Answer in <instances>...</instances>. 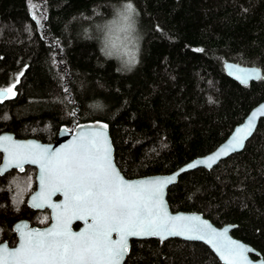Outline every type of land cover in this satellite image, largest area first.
I'll list each match as a JSON object with an SVG mask.
<instances>
[{
    "label": "trees",
    "instance_id": "obj_1",
    "mask_svg": "<svg viewBox=\"0 0 264 264\" xmlns=\"http://www.w3.org/2000/svg\"><path fill=\"white\" fill-rule=\"evenodd\" d=\"M112 3L0 0V87L23 71L15 97L0 103V128L50 142L60 125L104 121L115 163L132 178L169 173L210 152L264 99V0H133L143 54L127 75L79 38L80 25ZM226 61L258 66L262 77L240 85L225 73ZM33 188L30 167L0 176L3 234L17 217L39 226L49 220L47 210L26 206ZM167 201L234 224L232 235L264 260V119L242 151L180 174ZM123 264L223 263L201 242L149 238L131 240Z\"/></svg>",
    "mask_w": 264,
    "mask_h": 264
},
{
    "label": "snow or ice",
    "instance_id": "obj_2",
    "mask_svg": "<svg viewBox=\"0 0 264 264\" xmlns=\"http://www.w3.org/2000/svg\"><path fill=\"white\" fill-rule=\"evenodd\" d=\"M238 71L241 75L236 78L245 84L253 75L243 69ZM22 75L23 71L11 86L0 87V102L15 95L14 89ZM255 117L253 113L247 130L237 129L238 135L227 149L200 163L209 164L218 156L241 148L251 134ZM106 128V124H99L91 131H79L69 144L55 150L33 141L19 142L11 136H0V153H3L0 174L11 168L23 172L25 165L37 166L39 192L32 196V206L53 210L50 227L28 230L23 225L18 246L0 245V264H122L129 251L128 238L141 236L202 240L226 264H253L247 255L253 250L231 239L227 230L218 231L199 216L169 213L163 194L175 176L126 180L113 162L103 131ZM241 132L243 136L239 135ZM57 194L63 200L54 203L52 198ZM73 221H82L84 227L79 232L72 231Z\"/></svg>",
    "mask_w": 264,
    "mask_h": 264
},
{
    "label": "water",
    "instance_id": "obj_3",
    "mask_svg": "<svg viewBox=\"0 0 264 264\" xmlns=\"http://www.w3.org/2000/svg\"><path fill=\"white\" fill-rule=\"evenodd\" d=\"M238 69H243V70H246V71H248L250 73H253V75L251 76L250 79H248L246 84L242 83L241 80L236 78L237 76L241 75V72H239ZM224 71L231 79H233L234 81H236L240 85H248L250 82L257 81V80H259L262 77V70L258 66L243 65V64L236 63V62H232V61H226L224 63ZM257 71L259 72V75L255 74ZM253 113H256V117L252 121L251 134L248 135L246 139H244L243 146L241 148H238L236 150L228 152L227 154H222V155L218 156L215 161H209V164L200 163L201 161L208 160V158L211 157V156H216L217 153H220L221 149H227L229 143L233 140L234 137H236L238 135L237 129H245V130H247L248 121L250 119H252V114ZM261 119H264V99L262 101H260L258 104H256L254 107H252L249 110V112L245 115L243 120L233 127V129L231 130L229 135L220 144H218L213 150H211L210 152L189 160L188 162L184 163L183 165L179 166L177 169H175V170H173V171H171L169 173H156V174H150V175H144V176L132 177V178L124 176L123 173L119 170L118 166L116 165L115 160H114V147H113L112 140H111L110 133H109V126H108V124L106 122L101 121V120H90V121L78 122V123H76L74 125H71L70 127H67L66 125H60V127H59V129L57 131L55 139L53 141H50V142H44V141H42V140H40L38 138H35V137L15 138L13 133L7 132V131L0 133V136H11L15 141H19V142L33 141V142H35L37 144H40L42 146H47V147L55 150L57 148H62L63 146L69 144L74 139V137L76 136L77 132H79V131H85V132L91 131L94 128H96V126L99 125V124H106L107 128L103 129V131L106 134L107 139H108L109 144H110V147H111V155H112L113 162H114L115 167L117 168V170L120 172V174L126 180H128V181L157 180V179H164V178H167V177L175 176V180L172 183H170V184L165 186L164 194H163V199H164V201H165V203L167 205V209H168L169 213L172 214V215L179 214V215H184V216H199L202 220H206L216 230H218V231L227 230V235L231 239H233L236 242H238L240 244H243L246 247H248V248L253 250V251L247 253L249 259L253 262V264H261V261H264V260L261 257L259 251H257L255 248H253L248 243H246V242H244V241H242V240H240L237 237L232 235V230L235 227L234 224L227 223V224H223V225H216L215 223H213L210 219L205 217L200 212H197V211H184V210H172L170 208L169 204H168V201H167V189L171 185H173V184H175L177 182L180 174H182V173H184L186 171H189V170H193V169L198 168V167H202V168H205V169H210L214 165H216L219 161L229 157L230 155H232L234 153L242 151L244 146H245V144H246V142L249 140V138L255 132V130H256V128H257V126H258V124H259ZM239 135L243 136L244 132L239 133ZM1 155L3 157V153H1ZM190 164L196 165V166L192 167V168H189L188 166ZM2 166H3V160L0 163V168H2ZM30 166H33V167L36 168L35 189L28 194V196L26 198V204H27V206H29L30 208H32L34 210H40V211L41 210H47L48 213H49L50 221H49L48 224H46L44 226H37V225H32L31 226L30 222L28 220H26V219H22V220L18 221L15 224V226H14V228L16 230V233H17L18 240H17V243H16L15 246L9 247V248H14V247L18 246V243H19V240H20V234L19 233H20L21 226L27 225V229L28 230H33V229L44 230V229L50 227L51 224L53 223V221L51 219L53 210L51 208L45 207V208L40 209V208H36V207L32 206V199L31 198H32V196L36 195V193L39 192V180H38L39 169L35 165H30ZM6 171H4V172H6ZM177 173H178V175H177ZM62 200H63V197L61 195H59V194H57L56 196H54L52 198V201L54 203L62 202ZM76 223H79V226L77 228H74L73 225L76 224ZM83 227H84V223L82 221H73V223L71 224L72 231H74V232H79ZM149 238H155V239H158L159 241H164V240H167V239H170V238H178V239L185 240V241L201 242V243L205 244L212 251V253L217 257V259L221 263L226 264V262L221 259L220 255L216 252V250L210 244H208L206 241L189 240V239H186L183 236H169V237H167L165 239H161L160 237H156V236L129 237L128 238L129 250H130V246H131V240H133V239H149ZM113 239H116L115 234H113ZM1 245H4V244H1ZM128 253H129V251H128ZM128 253L123 258L122 264L124 263Z\"/></svg>",
    "mask_w": 264,
    "mask_h": 264
},
{
    "label": "clouds",
    "instance_id": "obj_4",
    "mask_svg": "<svg viewBox=\"0 0 264 264\" xmlns=\"http://www.w3.org/2000/svg\"><path fill=\"white\" fill-rule=\"evenodd\" d=\"M141 23L133 0H113L108 14L97 13L96 18L80 25L79 38L95 43L101 56L113 61L116 70L127 75L141 62L144 41Z\"/></svg>",
    "mask_w": 264,
    "mask_h": 264
},
{
    "label": "flooded vegetation",
    "instance_id": "obj_5",
    "mask_svg": "<svg viewBox=\"0 0 264 264\" xmlns=\"http://www.w3.org/2000/svg\"><path fill=\"white\" fill-rule=\"evenodd\" d=\"M14 81H15V80H14ZM14 81H13L12 83H7V85L1 86V87H8V86H11V85L14 83ZM15 88H16V87H15ZM14 91H15V89H14ZM15 93H16V91H15ZM13 97H15V96H13ZM13 97H12V98H13ZM12 98H11V99H12ZM6 100H9V99H6ZM4 101H5V100H4ZM0 103H2V102H0ZM6 131H7V132H11V133H13V135H14L15 138H19V137H17V136L15 135V133H14L13 131L0 128V133H2V132H6ZM1 161H2V155H1V153H0V163H1ZM28 167H30V168L33 169V171H34V188L31 190V191H33V190L35 189V174H36V168L33 167V166H30V165H25L24 171H26V169H27ZM24 171H23V172H24ZM23 172H20L18 169L11 168V169L7 170L6 172H4L3 174H0V176H4V175H6V174H10V173H19V174H20V173H23ZM31 191H30V192H31ZM27 196H28V195H27ZM27 196L25 197V204H26V198H27ZM26 206H27V204H26ZM27 207L30 208L29 206H27ZM30 209L33 210V211H40V210H34V209H32V208H30ZM41 211H44V210H41ZM22 219H26V220H28V221L30 222V225H31V226H32V225H37V224L32 223V221H31L30 219L25 218V217H17V218H15V219H13V220L10 221V223H9V226H8V229H7V234H3V229L0 227V245H1V244H6V245H8V247H13V246L16 245L17 240H18V237H17V233H16V230H15L14 226H15V224H16L18 221H20V220H22ZM49 221H50V217H49V220H48L45 224H42V225H40V226H44V225L48 224ZM76 224H78V225L75 226ZM76 224L73 225L74 228H77V227L79 226V223H76ZM37 226H39V225H37Z\"/></svg>",
    "mask_w": 264,
    "mask_h": 264
},
{
    "label": "rangeland",
    "instance_id": "obj_6",
    "mask_svg": "<svg viewBox=\"0 0 264 264\" xmlns=\"http://www.w3.org/2000/svg\"><path fill=\"white\" fill-rule=\"evenodd\" d=\"M12 83V82H11Z\"/></svg>",
    "mask_w": 264,
    "mask_h": 264
}]
</instances>
